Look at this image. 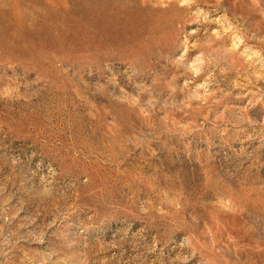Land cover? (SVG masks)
Instances as JSON below:
<instances>
[{
    "label": "rangeland",
    "instance_id": "1",
    "mask_svg": "<svg viewBox=\"0 0 264 264\" xmlns=\"http://www.w3.org/2000/svg\"><path fill=\"white\" fill-rule=\"evenodd\" d=\"M0 264H264V0H0Z\"/></svg>",
    "mask_w": 264,
    "mask_h": 264
}]
</instances>
